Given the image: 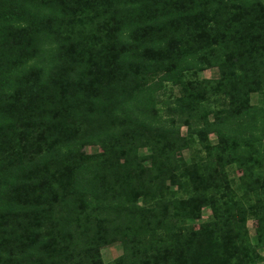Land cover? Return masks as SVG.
<instances>
[{"label":"trees","instance_id":"1","mask_svg":"<svg viewBox=\"0 0 264 264\" xmlns=\"http://www.w3.org/2000/svg\"><path fill=\"white\" fill-rule=\"evenodd\" d=\"M210 68L216 78L198 77ZM167 83L177 96L161 94ZM253 93L264 96L262 0H0V264H256ZM195 141L204 156L188 164ZM229 165L253 203L234 198ZM175 183L186 198L167 194ZM204 207L202 228L179 223ZM115 241L123 253L104 262Z\"/></svg>","mask_w":264,"mask_h":264},{"label":"rangeland","instance_id":"2","mask_svg":"<svg viewBox=\"0 0 264 264\" xmlns=\"http://www.w3.org/2000/svg\"><path fill=\"white\" fill-rule=\"evenodd\" d=\"M264 2V0H262ZM198 77L199 78H216L218 76V70L217 68H210L207 69L205 71H201L198 72ZM178 88L175 86H172L171 83H167L165 84V89L163 90V92L161 91V94L166 97L168 94L170 96H177L178 95ZM251 103L253 104H258L260 106H263L264 108V96L262 94H258V93H253L251 94ZM219 104L215 102V105ZM220 105H217V107H219ZM181 133L183 135L186 134V128H182L181 129ZM209 140L212 143H215L217 141L216 136L214 134H210L209 135ZM84 151L86 154L88 155H96L99 154L100 152H102V148L101 146L98 145H89L86 146L84 148ZM139 154H148L149 153V148L147 147H141L138 150ZM181 156L182 158L186 161V163L190 164L193 161H197L199 162L200 160H202L201 158L204 156V152L201 149L200 144L195 141L192 146H190L188 149H185L181 152ZM226 172L229 176L230 179L233 180L232 183V194H234V198H236L237 202H240V204H245L247 202H254V197L250 196V197H243L241 194V189L239 187V182L241 180V175L242 172L240 169H238L235 165H229L226 167ZM178 184H170V190L167 191V194L170 196H179V197H185L187 196V194H185L182 190L178 189ZM139 200V204L140 205H145V206H149L151 205V202H145L144 200H142L141 198L138 199ZM211 210L209 207H204L201 210V215L199 218H195V219H190L185 217L184 215H182L179 219V223L180 224H191L193 225L195 228L199 229L202 228V225L208 221L211 218ZM246 231L248 233V239L251 243H256V226H257V222L255 220V218L248 216L246 218ZM100 253L102 256V259L104 262H110L113 259H115L116 257L120 256L123 253V248L122 245L120 243V241H115L112 244L103 246L100 248ZM255 256H254V261L256 264H264V246L261 247H257L255 250Z\"/></svg>","mask_w":264,"mask_h":264}]
</instances>
